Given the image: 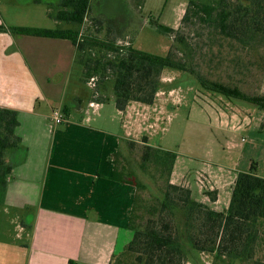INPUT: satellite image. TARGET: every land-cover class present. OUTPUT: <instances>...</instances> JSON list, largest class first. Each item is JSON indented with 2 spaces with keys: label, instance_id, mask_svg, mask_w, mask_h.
<instances>
[{
  "label": "crops",
  "instance_id": "0c3cea01",
  "mask_svg": "<svg viewBox=\"0 0 264 264\" xmlns=\"http://www.w3.org/2000/svg\"><path fill=\"white\" fill-rule=\"evenodd\" d=\"M59 4L57 0L56 13ZM92 6L101 16L98 7ZM145 7L152 12H144ZM174 7V0H144L141 16L154 13L157 23L176 29L186 9L175 22ZM56 22L59 28L55 29L13 27L76 30L74 25ZM124 25L113 27L112 37L120 45L143 51L132 39H125L131 24ZM75 58L76 48L69 40L0 33V108L17 112L20 125L16 133L27 150L24 162L13 169L0 202L4 213L12 216L5 227H13L12 238L0 239V264H114L133 238L128 226L136 189L111 179L114 156L127 141L142 140L140 130L125 131L127 122L132 124L136 117L159 119L167 94L160 89L152 106L131 103L126 112L117 110L99 127L93 126L89 117L80 115L86 114V106L93 111L102 106H90L84 88L92 87L83 84L81 77L74 83L71 80ZM55 103L62 105V112L71 103L61 125L52 118L58 109ZM143 137L148 145L171 151L152 145L150 136ZM181 157L177 154L172 184L189 188L195 200L213 210H226L238 174L227 177L220 170L200 169L192 184L188 177L193 169H178ZM207 193H213L215 201Z\"/></svg>",
  "mask_w": 264,
  "mask_h": 264
},
{
  "label": "trees",
  "instance_id": "16d2710c",
  "mask_svg": "<svg viewBox=\"0 0 264 264\" xmlns=\"http://www.w3.org/2000/svg\"><path fill=\"white\" fill-rule=\"evenodd\" d=\"M179 29L159 23L154 29L172 39L167 56L161 57L120 45L112 38L113 27L92 18V0H60L55 20L76 30H44L0 24V33L69 40L76 48L75 63L81 67V82L93 89L92 102L103 105L112 93L116 109L126 112L131 103L152 106L161 88L164 70L186 73L202 90L244 101L264 112V96H249L239 87L206 78L199 70L198 55L203 44L227 41L250 50L261 60L264 49V0H186ZM52 15V14H50ZM105 35L106 38H102ZM71 103H67L63 114ZM20 123L14 110L0 108V202L3 201L13 169L24 162L27 150L16 131ZM141 169L163 180L162 197L141 196L147 189L130 164L114 156L112 180L136 189L129 221L133 233L118 264H184L186 247L217 259L264 264L255 259L264 227V178L240 172L229 206L219 212L197 200L192 191L171 182L177 154L148 145L143 137ZM130 149L137 143L128 142ZM215 201L213 193H207Z\"/></svg>",
  "mask_w": 264,
  "mask_h": 264
},
{
  "label": "rangeland",
  "instance_id": "374dc122",
  "mask_svg": "<svg viewBox=\"0 0 264 264\" xmlns=\"http://www.w3.org/2000/svg\"><path fill=\"white\" fill-rule=\"evenodd\" d=\"M92 1L101 15L98 16L93 9L92 18H99L108 27L115 29L123 28L124 24L126 27L131 24L125 32V39L129 37L136 47L141 46L146 53L167 56L172 39L154 29L157 22L154 13L146 18L141 16L144 0ZM56 3L57 0H0V24L55 29L58 23L50 14H57ZM174 4L173 19L176 22L183 15L187 2L174 0ZM148 9L145 7L144 12H152L150 7ZM180 24L181 20L175 30L179 29ZM102 38H106L105 35H102ZM203 48L205 49L200 52V56L198 55V62L199 70L206 78L227 86H237L249 96H264V49L261 51V60L258 61L250 50L243 49L233 42L224 41L217 45L206 42ZM74 66L76 71L71 74L73 83L81 77L79 73L82 71L77 64ZM162 79L160 89L167 95L163 98L165 110L160 118L150 121L136 117L139 121L131 120L132 124L128 121L126 132L130 129L132 133L140 130L138 134L141 138L150 136L152 145L180 154L182 157L178 169L181 171L193 169L188 177L192 184L196 183V171L200 169L220 170L224 173L222 175L235 177L240 172H249L252 163L258 176L264 178V112L244 101L202 90L197 80L186 73L166 69ZM84 89L92 101L93 89L90 87ZM171 91L175 92L169 95ZM107 98L108 101L101 105V109L93 111L86 106V114L83 112L80 116L85 119L89 117L93 126L99 127L102 121L107 120L113 112H117L112 93L108 92ZM53 106L58 108L57 110L62 107L56 103ZM150 124L153 126L149 127ZM134 143L138 145L132 149L128 144L124 145L120 162L130 164L146 185L147 189L140 193L142 197L149 201L151 198H161L163 180L159 177L154 179L151 176L153 171L141 169V145L138 142ZM187 155L194 157V160L186 157ZM1 207L0 203V239H10L13 227L5 225L12 216L4 213ZM261 231L262 236L255 259L264 261V227ZM6 235L8 236L5 237ZM185 249L187 258L184 264H252L217 259L211 254L198 253L189 247ZM119 258L114 264H118Z\"/></svg>",
  "mask_w": 264,
  "mask_h": 264
},
{
  "label": "built area",
  "instance_id": "2783aa9c",
  "mask_svg": "<svg viewBox=\"0 0 264 264\" xmlns=\"http://www.w3.org/2000/svg\"><path fill=\"white\" fill-rule=\"evenodd\" d=\"M94 85V82L92 81L91 82V84H90V86H93ZM175 92V91H174ZM173 91L171 92V94H173L174 93ZM90 106L92 107V108H97L98 107V104H95V103H91L90 104ZM52 118H53V121H54V123L56 124V125H61V124H63L64 122H65V115L63 114V112L62 111H59V110H55V111H53V113H52Z\"/></svg>",
  "mask_w": 264,
  "mask_h": 264
}]
</instances>
